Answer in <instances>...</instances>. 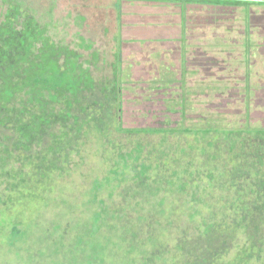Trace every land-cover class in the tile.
Wrapping results in <instances>:
<instances>
[{"label": "trees", "instance_id": "obj_1", "mask_svg": "<svg viewBox=\"0 0 264 264\" xmlns=\"http://www.w3.org/2000/svg\"><path fill=\"white\" fill-rule=\"evenodd\" d=\"M75 45L56 40L34 8L19 0H0V205L27 208L43 202L39 192L49 189L50 180L70 176L78 168L72 165L73 150L78 152L75 149L93 137L100 147L115 145L109 138L114 130L120 135L159 134L160 141L158 147L152 143L154 153L146 152L141 141L129 150L117 147L105 175L90 181L81 212L76 204H67L51 231L40 237L35 218L11 221L10 230L0 229L8 247L19 250V244L38 236L37 253L46 264H135L134 254L140 256L139 264H160L167 257L159 234L146 237L141 223L163 229L165 207L171 204L167 192L179 195L191 180L192 201L206 204L201 195L208 186H217L224 203L211 205L215 210L208 215L197 204L192 206L191 223L198 213L202 219L191 226V236L179 228L175 251L187 259L173 258L175 263L252 264L259 259L264 253V128L125 129L120 67L113 80L98 82L90 66L97 65L98 53L93 51L86 60L80 52L94 43L80 36ZM120 58L121 51L118 64ZM176 132L191 136L189 148L171 146L168 135ZM195 178H205L206 186ZM156 208L160 210L153 215ZM239 236L245 237L244 243L226 260L227 249L221 245H234ZM29 249L20 255L29 256Z\"/></svg>", "mask_w": 264, "mask_h": 264}, {"label": "rangeland", "instance_id": "obj_2", "mask_svg": "<svg viewBox=\"0 0 264 264\" xmlns=\"http://www.w3.org/2000/svg\"><path fill=\"white\" fill-rule=\"evenodd\" d=\"M19 1L34 8L41 20L50 24L51 33L56 40L75 47L82 36L94 43L92 49H80V52L86 60L92 59L93 51L98 53L97 65L90 64L92 74L98 82L113 80L116 69L120 67L118 75L123 87V128L128 130L143 127L180 130L209 126L225 130L264 128V88L255 95L252 91L253 27L258 15L261 22L264 19V3L249 2L246 5L212 7L186 2H177L176 5L149 0ZM147 14L157 17L165 15L167 21L174 23L183 20L184 35L180 46L183 55L187 53L188 56L184 59L185 62L182 61V67L178 66L181 62L177 60L178 64L173 61L169 67L161 61V57L159 58V55L162 56V52H165L168 46L173 47V44L168 45L164 42L147 45L146 37L153 33V29L138 20ZM125 26L127 30L123 28ZM128 26L133 28L130 30ZM160 34L157 32V36L161 38L156 40H162ZM164 35L171 37V40L178 39L176 29ZM131 40H134L133 43ZM154 49L159 50L158 53H155ZM175 49L173 59H178L181 52L178 47ZM119 51L120 64L117 59ZM179 133L176 132L173 136L169 134L167 141L172 143L173 148L177 145L189 148L191 136ZM160 137L159 134L120 135L114 130L109 138L116 146L104 144V147H100L101 144L99 145L93 137L84 144V148L78 146L75 149L78 152L73 150L72 165L77 163L78 168L70 176H57L50 180L49 189L39 192L44 198L43 202L37 201L27 205V208L25 205L22 208L23 204L11 203L8 206L1 204L0 229L10 230L13 225L11 221H25L26 217H30L39 223V226L36 225L38 227L35 234L39 236L44 234L45 230L51 231L52 223L55 218H60L64 214L67 204H76L78 212L82 211L84 207L81 202L86 200L84 195L90 181L97 176L105 175L111 162L110 157L114 155L117 147L125 146L129 150L137 141H141L146 145V152L154 153L152 143L156 142L155 146L158 147ZM195 181L200 185L205 184L204 186L207 183L205 178L203 182L198 178H195ZM196 182L193 183L194 186ZM192 189L194 187L190 180L188 187L181 194L167 192V201H171V204L165 207L168 219L162 221L164 223L162 227L165 225L163 229H157L158 226L155 224L147 225L149 222L141 223L143 226L140 227L146 237H149L150 233L159 234L164 256L167 257L165 264H176L173 258L181 262L187 259V255L175 251L180 243L179 228H186L185 233L191 236V226L202 219V214L198 213L194 217L196 222L191 223L193 212L191 208L197 204L191 200ZM223 194L219 187L208 186L201 195L205 198L206 204L200 203L195 207L200 208L202 213L210 214L215 210L211 205L221 206L222 202L224 203L223 199H220ZM157 210L160 209H154L153 215ZM142 214L145 212L142 211ZM131 216L136 219L137 215L133 212ZM169 220L170 225L166 224ZM38 236L33 241L28 240L24 244H19L21 249L17 250L15 247H8L0 232V264H46V259L37 253L41 244ZM221 239L226 240L223 237ZM244 241L245 237L239 236L234 245L231 241L221 245L227 249L226 260L233 257L238 250L236 246L242 245ZM24 249L30 250V258L26 256L28 260L20 255H27ZM139 257L137 254L131 255L136 261L135 264L140 263L137 260ZM59 259L66 261L64 257ZM164 262L158 261L160 264ZM251 263L264 264V253L259 259L254 258Z\"/></svg>", "mask_w": 264, "mask_h": 264}, {"label": "crops", "instance_id": "obj_3", "mask_svg": "<svg viewBox=\"0 0 264 264\" xmlns=\"http://www.w3.org/2000/svg\"><path fill=\"white\" fill-rule=\"evenodd\" d=\"M174 16V15H173ZM172 17V16H171ZM173 18V17H172ZM181 18V17H180ZM260 16L258 15L257 17V22L255 23L254 27H253V38H254V48H253V55H252V77L253 79V94L255 95V93H259L260 91H262L264 88V19H262L263 21H260ZM254 19V18H253ZM256 19V17H255ZM140 22L148 25L149 27H152V31L153 33H151V35H148L147 38V45H151L156 44V43H168L169 44H173V47L168 46L167 50L165 52H162V56L159 55V58L161 57V61L164 62L167 66L171 67V63L174 61L176 62L179 61L180 64H178V66L182 67V61H184V59L187 58L188 54L184 53L183 55V51L181 50V46L180 44H182L183 41V35H184V29H183V20L181 19L180 22L178 23H174L173 21H167L166 20V16H152V15H148L146 17H141L138 19ZM261 23V24H260ZM173 24V25H172ZM125 30H127V26L123 27ZM131 28H133L132 26H128V29L131 30ZM137 27H134V29ZM175 29L177 30V36L178 39L175 40H171V37H164L165 33L171 32V31H175ZM157 32H160L161 36H162V40L161 39H157L156 38H161L157 36ZM155 33V34H154ZM180 33V34H179ZM134 39V38H133ZM161 40V41H159ZM134 40H131L130 42L133 43ZM175 44H179V46H175ZM262 45V46H261ZM179 48L181 54L179 55L178 59H173V56L176 53V49L175 48ZM159 50L154 49L155 53H158ZM185 62V61H184ZM165 65V66H166ZM174 66V65H173ZM257 85V86H254ZM259 85H261L259 87ZM256 96H254L255 98Z\"/></svg>", "mask_w": 264, "mask_h": 264}, {"label": "flooded vegetation", "instance_id": "obj_4", "mask_svg": "<svg viewBox=\"0 0 264 264\" xmlns=\"http://www.w3.org/2000/svg\"><path fill=\"white\" fill-rule=\"evenodd\" d=\"M122 1V0H121ZM186 0H162L161 2L167 3V4H178L177 2L183 3ZM199 1H204V0H198V2H186L187 4H196V5H210V6H215V7H221V6H227V5H240V4H235V3H243L245 1L252 2V3H264V0H210L213 1V3H205V2H199ZM231 2L233 4H225Z\"/></svg>", "mask_w": 264, "mask_h": 264}]
</instances>
